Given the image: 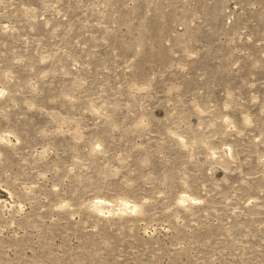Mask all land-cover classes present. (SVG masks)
<instances>
[{
    "label": "rangeland",
    "instance_id": "obj_1",
    "mask_svg": "<svg viewBox=\"0 0 264 264\" xmlns=\"http://www.w3.org/2000/svg\"><path fill=\"white\" fill-rule=\"evenodd\" d=\"M0 264H264V0H0Z\"/></svg>",
    "mask_w": 264,
    "mask_h": 264
}]
</instances>
